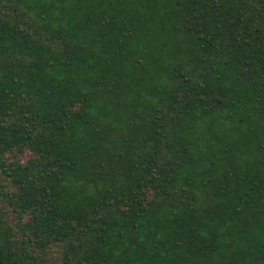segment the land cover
Masks as SVG:
<instances>
[{
	"label": "trees",
	"instance_id": "1",
	"mask_svg": "<svg viewBox=\"0 0 264 264\" xmlns=\"http://www.w3.org/2000/svg\"><path fill=\"white\" fill-rule=\"evenodd\" d=\"M0 264H264V0H0Z\"/></svg>",
	"mask_w": 264,
	"mask_h": 264
}]
</instances>
